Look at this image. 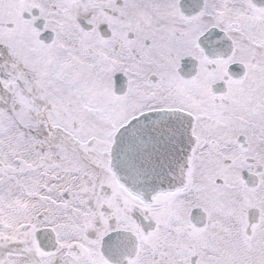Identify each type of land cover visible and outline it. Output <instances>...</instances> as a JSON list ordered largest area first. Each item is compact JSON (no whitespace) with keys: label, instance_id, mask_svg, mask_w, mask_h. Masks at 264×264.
<instances>
[{"label":"snow or ice","instance_id":"1","mask_svg":"<svg viewBox=\"0 0 264 264\" xmlns=\"http://www.w3.org/2000/svg\"><path fill=\"white\" fill-rule=\"evenodd\" d=\"M0 264H264V0H0Z\"/></svg>","mask_w":264,"mask_h":264}]
</instances>
